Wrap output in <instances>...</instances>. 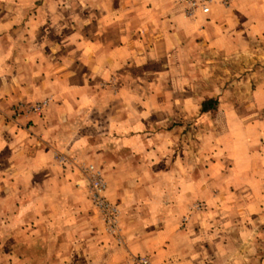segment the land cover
<instances>
[{
	"label": "crops",
	"instance_id": "crops-1",
	"mask_svg": "<svg viewBox=\"0 0 264 264\" xmlns=\"http://www.w3.org/2000/svg\"><path fill=\"white\" fill-rule=\"evenodd\" d=\"M75 2L82 11L77 10L78 17H60L52 12L53 0L43 6L37 0H0V110L49 101L44 118H33L29 129L0 125V150L12 152L0 180L12 174L9 180L16 185L19 264H126L130 255L123 248L95 237L100 219L85 196L87 180L80 167L95 162L122 176L119 167L132 166L134 155L120 157L115 151L137 148L129 138L150 130L148 114L159 113L156 123L163 126L165 118L177 114V104L188 106L184 112L195 108L188 90L192 71L211 67H198L201 47L233 58L243 52L246 33L264 35V17H243L248 0L217 5L209 15L194 18L185 16L179 0ZM136 86L156 91L133 94ZM148 103L147 112L142 106ZM4 130L13 133L11 141L6 142ZM60 157L69 163L62 164ZM137 163L150 169L145 158ZM145 171L123 179L143 182L144 198L160 196L149 185L161 177ZM107 190L109 200L123 202L133 192L120 186ZM195 190L189 183L183 192L191 197ZM122 226L131 254L151 253L163 243V228L150 235L144 225L139 233L127 221Z\"/></svg>",
	"mask_w": 264,
	"mask_h": 264
},
{
	"label": "rangeland",
	"instance_id": "rangeland-1",
	"mask_svg": "<svg viewBox=\"0 0 264 264\" xmlns=\"http://www.w3.org/2000/svg\"><path fill=\"white\" fill-rule=\"evenodd\" d=\"M75 1L53 0L54 16L78 17L82 11ZM39 2L43 6L44 0ZM84 7L88 15L90 10ZM243 17H264V0H248ZM247 35L241 44L243 52L233 58L201 47L198 67L201 64L211 67L192 71L188 90L195 98V108L184 112L188 106L177 104L180 109L173 107L177 114L165 118L163 126L156 123L161 120L159 113L154 110V114H148L150 130L129 138L137 148L131 154L115 151L120 157L134 155L132 166L119 167L122 176L116 178L103 165L89 163L102 170L107 189L120 186L136 191L135 195L130 192L124 202L110 200L121 211L119 236L108 231L96 212L100 220L95 237L102 244L123 248L130 255L126 264H135L134 260L139 258L149 259L150 264H264V35L255 38ZM200 57L203 61H199ZM132 89L133 94L138 90L156 91L155 86ZM111 93H118L116 85ZM209 97L218 101V108L203 114L200 105ZM41 102L18 103L0 110V125L33 127V118L43 119L49 106L41 116L28 114L27 110ZM151 104L147 108L142 106L143 110L150 111ZM20 107L26 112H20ZM4 131L6 142L11 141L13 133ZM167 132L170 140L165 138ZM163 145L165 150L160 149ZM11 153L9 148L0 150L2 176L10 167ZM143 158L150 169L137 163ZM145 170L161 177L149 185L160 196L144 198L143 182L123 179L125 175L138 178ZM11 175L7 181L0 180V264H19L16 262L19 248L16 247V185L9 180ZM173 177L175 182L168 180ZM189 183L196 189L191 197L184 193ZM84 193L90 201L88 183ZM124 221L132 225L135 233L140 232L141 225L150 228V235L164 229L163 243L151 253L131 254L124 240ZM21 250L26 252L28 248Z\"/></svg>",
	"mask_w": 264,
	"mask_h": 264
},
{
	"label": "built area",
	"instance_id": "built-area-1",
	"mask_svg": "<svg viewBox=\"0 0 264 264\" xmlns=\"http://www.w3.org/2000/svg\"><path fill=\"white\" fill-rule=\"evenodd\" d=\"M234 0H179L180 6L186 17L194 18L198 15H209L214 6L220 5L222 7H229ZM49 106V101L45 100L38 103L27 110L28 114L41 116ZM20 112H26V109L20 107ZM62 164L66 165L69 161L60 157L58 159ZM77 165V168L80 166ZM84 173L88 183V193L90 201L96 212L103 219L108 231L115 236H119V224L121 211L119 207L111 202L107 196V183L105 181L103 172L94 164H89L80 167ZM135 264H150L149 259L139 258L134 260Z\"/></svg>",
	"mask_w": 264,
	"mask_h": 264
},
{
	"label": "trees",
	"instance_id": "trees-1",
	"mask_svg": "<svg viewBox=\"0 0 264 264\" xmlns=\"http://www.w3.org/2000/svg\"><path fill=\"white\" fill-rule=\"evenodd\" d=\"M218 108V101L215 99L206 100L201 105L202 113H211L216 111Z\"/></svg>",
	"mask_w": 264,
	"mask_h": 264
}]
</instances>
